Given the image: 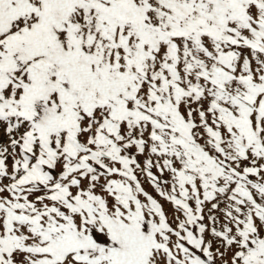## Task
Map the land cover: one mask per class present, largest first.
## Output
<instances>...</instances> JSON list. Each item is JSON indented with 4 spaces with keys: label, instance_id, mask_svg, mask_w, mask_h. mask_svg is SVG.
<instances>
[{
    "label": "snow or ice",
    "instance_id": "snow-or-ice-1",
    "mask_svg": "<svg viewBox=\"0 0 264 264\" xmlns=\"http://www.w3.org/2000/svg\"><path fill=\"white\" fill-rule=\"evenodd\" d=\"M0 264H264V0H0Z\"/></svg>",
    "mask_w": 264,
    "mask_h": 264
}]
</instances>
